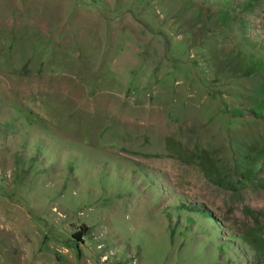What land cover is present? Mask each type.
<instances>
[{
	"label": "rangeland",
	"instance_id": "374dc122",
	"mask_svg": "<svg viewBox=\"0 0 264 264\" xmlns=\"http://www.w3.org/2000/svg\"><path fill=\"white\" fill-rule=\"evenodd\" d=\"M0 264H264V0H0Z\"/></svg>",
	"mask_w": 264,
	"mask_h": 264
}]
</instances>
